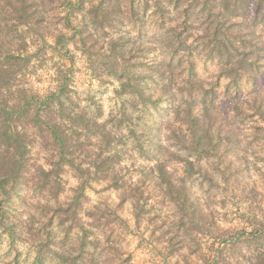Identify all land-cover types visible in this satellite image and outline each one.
<instances>
[{
  "label": "rangeland",
  "instance_id": "374dc122",
  "mask_svg": "<svg viewBox=\"0 0 264 264\" xmlns=\"http://www.w3.org/2000/svg\"><path fill=\"white\" fill-rule=\"evenodd\" d=\"M30 1L43 15L41 33L25 16L2 14L1 7L12 11L17 0H0L1 60L8 52L31 56L13 96L24 97L23 88L41 102L63 80V97L73 109L96 117L102 111L99 119L119 132L109 152L112 163L96 166L106 150L91 133H80L66 150L72 164L39 137L31 116L21 118L30 149L11 197L3 201L0 188V264H264V54L251 78L219 76L236 53L221 34H212L204 0L190 8L188 42L197 73L206 87L219 79L210 120L215 146L208 135L198 147L175 118L181 94L173 86L165 90L167 73L158 55L163 28L156 27L160 20H182L175 9L195 0H135L136 10L130 0H118L116 32L98 27L109 0ZM158 3L171 12L167 19ZM254 6L237 20L251 24ZM74 25L91 31L88 50ZM256 28L264 39V30ZM119 36L154 46L149 58L135 50L127 61L133 71L152 74L142 86L154 97L164 92L158 107L123 91L118 78L126 62L116 72L107 58L110 41ZM59 37L69 42L67 49ZM40 166L50 170L47 180Z\"/></svg>",
  "mask_w": 264,
  "mask_h": 264
},
{
  "label": "trees",
  "instance_id": "16d2710c",
  "mask_svg": "<svg viewBox=\"0 0 264 264\" xmlns=\"http://www.w3.org/2000/svg\"><path fill=\"white\" fill-rule=\"evenodd\" d=\"M17 1L20 5L14 6L12 11L1 7L2 14L7 16L12 12L11 14H16L17 17L25 16V23L32 25L34 30L40 33L45 30L43 15L34 7L33 2L30 0ZM197 1H193L188 6H177L175 12L180 14L182 20L176 19L174 23L169 24L160 20L156 24V27L163 28L158 55L162 56L163 59L159 64L164 67L167 73L166 80L168 83H166L167 86L165 85V90L173 86L181 94V101L174 108L176 121L180 125L187 126L191 139L196 146H204L209 135L210 146L213 148L215 146L213 145L214 137L218 134L214 129H211L210 120L214 117L212 110L214 99L217 97L216 88L219 87V79L211 86H205L204 80L197 73L188 42V39L193 35L190 24V8ZM130 2L133 8L135 0H130ZM118 3V0H109L108 8L103 14V21L98 25L105 32L109 29L116 32L115 18L122 10ZM204 3V10L206 9L207 13L212 15L214 22L212 34L214 36L221 34L223 40L236 53L235 61L231 65L225 66L219 76L230 79L233 75L236 79L251 78V72L259 67L264 54V39L259 36L256 28L261 26L264 30V0H234L232 2L230 0H204ZM252 5H255L252 23L250 24L247 20L242 22L237 20L241 14L252 10ZM156 9L161 18L167 19V16L170 15L168 14L170 11L168 12L160 3L157 4ZM92 25L94 24L92 23L89 27L92 28ZM87 27L86 25H74V32L81 36L84 50H88L89 47L86 36L91 37V31ZM95 28L97 29V27ZM126 39L127 37L119 36L110 41L107 57L110 66L112 70L119 72L118 67L121 68L123 61L126 62L122 67L123 73H119L118 78L123 91L140 97L142 102L149 105L151 109L156 108L164 100V92H161L157 97H154L152 93H145L142 80L145 75L152 76V74L147 69L138 72L133 71V63L130 64L131 61H127L133 56L135 50L138 51V54L141 52V56L149 58L151 50H155V48L153 45L151 47L147 44L144 46L142 41L132 43L130 39L128 41ZM56 42L62 43L66 49L68 48L66 44L69 42L66 43L62 37H59ZM22 44L26 48L28 43L23 41ZM160 51L162 55H160ZM30 58L29 54L21 55L10 52L5 55V60L0 58V188L4 194L3 201L11 197V194L16 190L30 149L27 140V127L24 123H20L22 117L26 121L31 116L32 119L28 122L34 128L39 129V137L53 142L59 151L61 160L65 158L72 164H75L74 159L66 158V150L73 147V143H71L73 138L77 139V142L80 141V133L86 136L91 133V137L97 138L106 150L103 154H107L100 155V162H95L96 166L106 164L109 161L112 163L114 154L111 155L109 152H113V147L117 145L114 140L118 136V129H109L107 120L99 119V116H102V111L96 117L89 114L85 109L79 111L73 109L71 103L63 97V88L66 87L63 80L59 81L56 88L44 96L41 102L38 101L39 97L31 93L28 94L23 88L22 95L24 97L13 96L15 86L17 88L15 81L23 72L22 70L27 68ZM177 71L180 72L178 79L174 77ZM236 84L238 85L237 81ZM39 103L40 107L33 112L34 106ZM30 142L32 141L30 140ZM189 163L194 164L192 161ZM57 165H61L60 160L57 161ZM111 168L112 166L108 167V169ZM158 168L162 171L163 165H158ZM40 169L45 174V180H47L50 176V170H46L43 166H40ZM3 209L0 204L1 218L5 216ZM0 222L2 223V221Z\"/></svg>",
  "mask_w": 264,
  "mask_h": 264
}]
</instances>
